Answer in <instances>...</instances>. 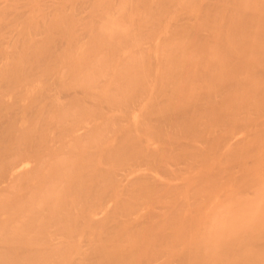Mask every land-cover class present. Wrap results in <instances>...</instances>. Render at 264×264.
<instances>
[{
  "label": "bare ground",
  "instance_id": "1",
  "mask_svg": "<svg viewBox=\"0 0 264 264\" xmlns=\"http://www.w3.org/2000/svg\"><path fill=\"white\" fill-rule=\"evenodd\" d=\"M0 264H264V0H0Z\"/></svg>",
  "mask_w": 264,
  "mask_h": 264
}]
</instances>
